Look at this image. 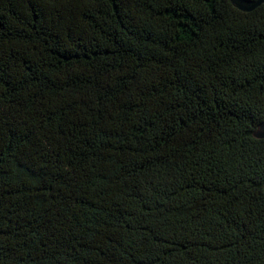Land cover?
Here are the masks:
<instances>
[{"label": "trees", "instance_id": "16d2710c", "mask_svg": "<svg viewBox=\"0 0 264 264\" xmlns=\"http://www.w3.org/2000/svg\"><path fill=\"white\" fill-rule=\"evenodd\" d=\"M264 3L0 0V264H264Z\"/></svg>", "mask_w": 264, "mask_h": 264}, {"label": "water", "instance_id": "95a60500", "mask_svg": "<svg viewBox=\"0 0 264 264\" xmlns=\"http://www.w3.org/2000/svg\"><path fill=\"white\" fill-rule=\"evenodd\" d=\"M231 4L241 11H252L259 5L264 3V0H229ZM255 138H264V119L258 123L257 128L253 132Z\"/></svg>", "mask_w": 264, "mask_h": 264}]
</instances>
